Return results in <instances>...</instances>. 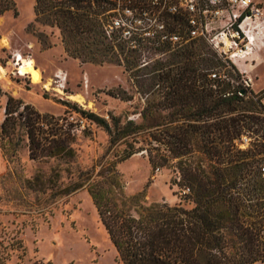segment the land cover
<instances>
[{
  "label": "trees",
  "instance_id": "obj_1",
  "mask_svg": "<svg viewBox=\"0 0 264 264\" xmlns=\"http://www.w3.org/2000/svg\"><path fill=\"white\" fill-rule=\"evenodd\" d=\"M138 5L162 27L134 26L128 36L117 30L108 38L103 26L113 7L109 0L34 4L35 21L59 29L68 56L83 62L113 58L127 73L134 93L123 88L109 93L123 101L136 98V117L113 113L108 120L63 102L66 112L73 110L107 131L115 158L72 172L73 123L67 116L41 114L11 95L0 123V148L11 158L27 141L30 158L66 162L70 181L57 184L63 169L54 168L53 193L62 197L87 190L120 264H260L264 116L250 111L257 103L264 109V90L255 93L245 86L223 52L205 37L191 36L186 14L148 2ZM8 10H15L14 0H0V14ZM44 36L37 38L49 47ZM145 52L159 57L141 62ZM242 135L249 138L245 148L239 145ZM137 153L152 169L169 168L170 185L179 189L174 193L185 191L181 199L191 206L147 202L144 191L127 194L116 164Z\"/></svg>",
  "mask_w": 264,
  "mask_h": 264
},
{
  "label": "rangeland",
  "instance_id": "obj_2",
  "mask_svg": "<svg viewBox=\"0 0 264 264\" xmlns=\"http://www.w3.org/2000/svg\"><path fill=\"white\" fill-rule=\"evenodd\" d=\"M14 2L15 10L0 14V87L5 93L0 97V123L6 95H11L41 114L67 116L73 123L76 157L70 163L72 172L97 161L113 160L116 148L107 131L73 110L66 112L63 102L70 101L108 120L113 113L136 117V98L123 101L109 93L116 88L134 93L123 66L113 58L83 62L68 56L59 29L35 21V0ZM126 14L135 16L137 26L143 29L155 26V20L137 8ZM226 27L225 19L208 21V35L215 38L219 47H224L222 42L226 47L229 44L230 37L224 35ZM40 33L50 42L49 47L38 40ZM258 53L248 75L239 70V80L255 93L264 90V48ZM147 54H142L141 62L159 57L156 54L148 58ZM29 63L32 70L22 71ZM261 102L264 104V97ZM254 107L251 113L264 116L263 105L257 103ZM239 145L247 147L249 138L242 135ZM54 168L63 169L57 184H67L71 176L64 170L66 162L30 158L27 141L11 158L0 148V264H120L87 190L55 196L51 178ZM116 168L127 194L144 191L147 202L181 201L191 206L181 199L180 194L185 191L174 193L179 189L170 185V169H152L143 154L118 162Z\"/></svg>",
  "mask_w": 264,
  "mask_h": 264
},
{
  "label": "built area",
  "instance_id": "obj_3",
  "mask_svg": "<svg viewBox=\"0 0 264 264\" xmlns=\"http://www.w3.org/2000/svg\"><path fill=\"white\" fill-rule=\"evenodd\" d=\"M109 1L113 7L108 11L109 17L103 26L108 38H112L117 30L122 32L123 36L130 35L135 29L134 26H137V19L126 13L137 8L138 12L150 15L149 11L142 10L138 5L139 2H148L170 13L186 14L189 34L193 37H205L215 49L223 52L233 63L235 55L248 59L252 53L264 48V0H135V3L134 0ZM125 1L128 3H124ZM219 18L225 19L227 23V33H224L226 38L230 37L227 47L225 42H222L224 47H219L215 38L208 35V21ZM152 19L155 20L154 24L157 23L155 26L162 27L158 24L157 18ZM172 39L177 40L179 37L173 35Z\"/></svg>",
  "mask_w": 264,
  "mask_h": 264
},
{
  "label": "crops",
  "instance_id": "obj_4",
  "mask_svg": "<svg viewBox=\"0 0 264 264\" xmlns=\"http://www.w3.org/2000/svg\"><path fill=\"white\" fill-rule=\"evenodd\" d=\"M259 53L258 52H255V53H252L249 57H248V60L246 61H243V62H237L235 63V65L237 66V68L242 71V72H245L247 73L246 75H248V72L250 70V67H252V61H256V59H258L259 57ZM234 61V60H233ZM250 77V76H249Z\"/></svg>",
  "mask_w": 264,
  "mask_h": 264
},
{
  "label": "bare ground",
  "instance_id": "obj_5",
  "mask_svg": "<svg viewBox=\"0 0 264 264\" xmlns=\"http://www.w3.org/2000/svg\"><path fill=\"white\" fill-rule=\"evenodd\" d=\"M246 60H248V59L241 58L240 56L238 57L237 55H235V57H234V62L235 63H237V62H243V61H246ZM31 70H32V65L30 66V63H29L28 66L24 70H22V71H24V72H30ZM71 96L73 97V95H71Z\"/></svg>",
  "mask_w": 264,
  "mask_h": 264
}]
</instances>
